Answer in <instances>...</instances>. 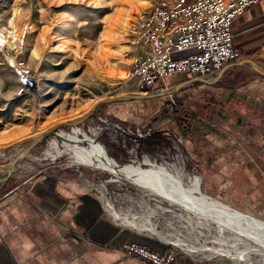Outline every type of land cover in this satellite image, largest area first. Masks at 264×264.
Instances as JSON below:
<instances>
[{
    "label": "rangeland",
    "instance_id": "1",
    "mask_svg": "<svg viewBox=\"0 0 264 264\" xmlns=\"http://www.w3.org/2000/svg\"><path fill=\"white\" fill-rule=\"evenodd\" d=\"M153 1L0 0V32L7 38L6 46L0 44V167H6L0 173H13L23 162L76 168L83 185L95 189L111 214L177 246L185 263L264 264L263 246L244 237L237 239L214 221L134 183L115 169L118 165L112 169L115 174L75 158L77 144L89 147L96 142L119 165L132 164L148 170L161 165L182 178L186 186L188 177H200L183 142L176 144V152L168 147L156 151L159 141L166 140L163 130L184 140L182 130L163 127L154 144L141 143L146 138L142 137L139 147L131 148V142H124V136L109 123L131 129L150 126L154 135L158 127L151 123L153 120L170 117L178 121L185 113H205L201 97L207 99L216 92L204 85L195 92L183 90L174 82L168 83L166 90L167 87L158 86V81L157 86L145 92L166 91L163 95L98 103L124 93H145L132 92L142 88L136 87L139 78L131 77L130 71L135 56L142 50L134 42V29ZM25 68L34 73L35 85L21 92L19 80ZM179 74H171L166 80L173 81ZM75 128H80V132L70 134L76 133ZM48 129L58 135L49 133L31 147L28 143L12 146ZM84 134L89 143L80 141ZM53 140L57 147L52 146ZM4 179L0 178V183ZM200 189L210 197L202 189L201 179ZM210 198L264 222V207L241 209Z\"/></svg>",
    "mask_w": 264,
    "mask_h": 264
},
{
    "label": "crops",
    "instance_id": "2",
    "mask_svg": "<svg viewBox=\"0 0 264 264\" xmlns=\"http://www.w3.org/2000/svg\"><path fill=\"white\" fill-rule=\"evenodd\" d=\"M233 33L240 57L206 75L186 72L166 80L183 90L204 85L216 92L201 97L206 112L153 120L156 134L141 143L154 144L163 127L182 130L205 193L236 208L257 209L264 207V0L234 21ZM9 172L0 173V264H150L126 254L123 244L159 251L168 246L111 214L76 168L23 162Z\"/></svg>",
    "mask_w": 264,
    "mask_h": 264
},
{
    "label": "built area",
    "instance_id": "3",
    "mask_svg": "<svg viewBox=\"0 0 264 264\" xmlns=\"http://www.w3.org/2000/svg\"><path fill=\"white\" fill-rule=\"evenodd\" d=\"M258 1L154 0L143 11L134 29V42L139 43L142 50L133 60L130 76L138 77L139 87L145 91L157 86L158 81H161L159 86L169 90L166 77L171 74L190 72L206 75L220 69L226 62L240 57L241 49L234 42L233 24ZM34 85V73L28 68L23 69L20 91H29ZM109 124L120 131L124 142H131V148H138L139 139L153 133L150 126L131 129ZM161 133L166 140L159 141L156 151L168 147L176 152V144L183 142L182 137L169 130ZM122 249L126 254L138 256L150 264H187L177 246L170 244L159 251L143 244L126 242Z\"/></svg>",
    "mask_w": 264,
    "mask_h": 264
},
{
    "label": "bare ground",
    "instance_id": "4",
    "mask_svg": "<svg viewBox=\"0 0 264 264\" xmlns=\"http://www.w3.org/2000/svg\"><path fill=\"white\" fill-rule=\"evenodd\" d=\"M6 42V36L0 32V44L6 46ZM75 132L69 133L77 135L80 128H75ZM59 133L75 139L67 132L61 131ZM52 146H58L56 140H53ZM73 152L76 160L84 164L95 165L106 168V170H112L118 165V168L115 169L124 173L134 183L159 194L171 203L184 206L198 215L214 221L218 226L230 231L233 237L237 239L241 240V237H244L258 246L264 247V222L252 215L230 209L223 203L204 195L200 191V177L198 175L188 177L189 182L186 183L188 185L186 186L182 178L175 177L166 167L161 165L153 166L150 170L132 164L119 165L115 159H109L105 150L96 142L91 143L89 147L77 144ZM0 153H2L1 150ZM5 168V166L0 167V169Z\"/></svg>",
    "mask_w": 264,
    "mask_h": 264
},
{
    "label": "water",
    "instance_id": "5",
    "mask_svg": "<svg viewBox=\"0 0 264 264\" xmlns=\"http://www.w3.org/2000/svg\"><path fill=\"white\" fill-rule=\"evenodd\" d=\"M264 71V67L260 68ZM166 91H157V92H154V91H150V92H145V93H142V94H129V93H124V94H121V95H118V96H115V97H112V98H109V99H103L101 101H99L98 103H101L103 101H107V100H117V99H122V98H131V99H145V98H150V97H154V96H159V95H163ZM94 108H92L88 113H86L82 118L88 116V114H90L92 112ZM81 118V119H82ZM76 122V121H75ZM74 122V123H75ZM185 131V130H184ZM49 133H53L51 129H48L42 133H38V134H35L25 140H22V141H19V142H16L14 144H12V146H18L19 144L21 143H28L29 144V147L33 146V144H35L37 141H39L42 137H44L45 135L49 134ZM55 134V133H53ZM55 135H58V134H55ZM80 138V141L81 142H87L89 143V141L85 138V134L83 136V138L79 137ZM30 150V148H29ZM109 171H112V170H109ZM114 172V170L112 171ZM115 173V172H114ZM116 174V173H115ZM211 197V196H210ZM221 201V200H220Z\"/></svg>",
    "mask_w": 264,
    "mask_h": 264
},
{
    "label": "flooded vegetation",
    "instance_id": "6",
    "mask_svg": "<svg viewBox=\"0 0 264 264\" xmlns=\"http://www.w3.org/2000/svg\"><path fill=\"white\" fill-rule=\"evenodd\" d=\"M182 102V101H181Z\"/></svg>",
    "mask_w": 264,
    "mask_h": 264
}]
</instances>
